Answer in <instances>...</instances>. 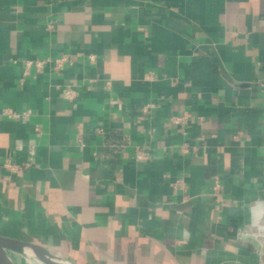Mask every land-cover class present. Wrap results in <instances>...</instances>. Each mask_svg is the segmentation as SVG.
<instances>
[{"label":"crops","instance_id":"crops-1","mask_svg":"<svg viewBox=\"0 0 264 264\" xmlns=\"http://www.w3.org/2000/svg\"><path fill=\"white\" fill-rule=\"evenodd\" d=\"M0 235L264 264V0H0Z\"/></svg>","mask_w":264,"mask_h":264},{"label":"water","instance_id":"water-1","mask_svg":"<svg viewBox=\"0 0 264 264\" xmlns=\"http://www.w3.org/2000/svg\"><path fill=\"white\" fill-rule=\"evenodd\" d=\"M19 245L26 246L32 249L33 251H35L36 253L29 255L28 253L23 251L19 247ZM9 252L13 254L22 255L26 258L35 260L41 264H67L66 262L60 260L59 258L51 255L47 251L41 249L40 247L16 242L0 235V264H15Z\"/></svg>","mask_w":264,"mask_h":264},{"label":"built area","instance_id":"built-area-1","mask_svg":"<svg viewBox=\"0 0 264 264\" xmlns=\"http://www.w3.org/2000/svg\"><path fill=\"white\" fill-rule=\"evenodd\" d=\"M68 60L69 59L66 56H63V57H61L59 59H56L55 60V67L57 69L62 68L63 66H65V64L68 62ZM44 63H45V61H38V62H36V66L39 67V68H41ZM29 64H31V63H29ZM63 96H64L65 99H67L69 101H74V99L76 98V93L74 92L73 89H71L69 87V88H67V89L64 90ZM180 121H181V118L174 119V122L176 124L180 123ZM213 189H214V191H218L220 189V183H219V180L218 179H216L215 185H214Z\"/></svg>","mask_w":264,"mask_h":264},{"label":"bare ground","instance_id":"bare-ground-1","mask_svg":"<svg viewBox=\"0 0 264 264\" xmlns=\"http://www.w3.org/2000/svg\"><path fill=\"white\" fill-rule=\"evenodd\" d=\"M19 247L23 250V251H25L26 253H28L29 255H31V254H33V253H36L35 251H33L32 249H30V248H28V247H26V246H23V245H19ZM23 259H25V258H23ZM26 260V259H25ZM29 263H30V261H29ZM33 264V263H32ZM41 264V263H40Z\"/></svg>","mask_w":264,"mask_h":264},{"label":"rangeland","instance_id":"rangeland-1","mask_svg":"<svg viewBox=\"0 0 264 264\" xmlns=\"http://www.w3.org/2000/svg\"><path fill=\"white\" fill-rule=\"evenodd\" d=\"M25 262H19L18 264H40L39 262H37V261H35V260H29V259H27V260H24ZM29 261H30V263H29Z\"/></svg>","mask_w":264,"mask_h":264}]
</instances>
